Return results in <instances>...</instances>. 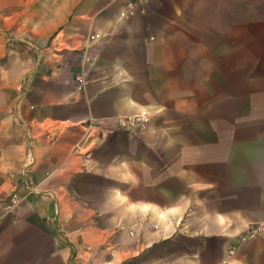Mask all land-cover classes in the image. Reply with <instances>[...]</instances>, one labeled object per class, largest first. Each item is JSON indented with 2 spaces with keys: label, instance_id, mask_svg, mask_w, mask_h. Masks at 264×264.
I'll return each instance as SVG.
<instances>
[{
  "label": "crops",
  "instance_id": "1",
  "mask_svg": "<svg viewBox=\"0 0 264 264\" xmlns=\"http://www.w3.org/2000/svg\"><path fill=\"white\" fill-rule=\"evenodd\" d=\"M129 1L0 0V264H264V0Z\"/></svg>",
  "mask_w": 264,
  "mask_h": 264
},
{
  "label": "built area",
  "instance_id": "2",
  "mask_svg": "<svg viewBox=\"0 0 264 264\" xmlns=\"http://www.w3.org/2000/svg\"><path fill=\"white\" fill-rule=\"evenodd\" d=\"M136 0L129 1L125 8L120 12L119 18L125 19L128 14L133 11L134 7L136 6ZM93 39V37H92ZM148 122V117L146 112H141L134 116L123 117L119 120L120 128L123 130L130 129L129 127H136L139 131L143 132L145 130L146 124ZM17 200L16 195H13L11 198L12 202Z\"/></svg>",
  "mask_w": 264,
  "mask_h": 264
},
{
  "label": "rangeland",
  "instance_id": "3",
  "mask_svg": "<svg viewBox=\"0 0 264 264\" xmlns=\"http://www.w3.org/2000/svg\"><path fill=\"white\" fill-rule=\"evenodd\" d=\"M142 112H146V113H147L148 122H149V120H150V116H151V112H150V111H146V110H145V111H142ZM139 113H141V112H139ZM139 113H138V114H139ZM136 115H137V114H136ZM148 122H147V123H148ZM146 125H147V124H146ZM128 130H129V129H128ZM125 131H127V130H125ZM130 131H131V130H130Z\"/></svg>",
  "mask_w": 264,
  "mask_h": 264
}]
</instances>
